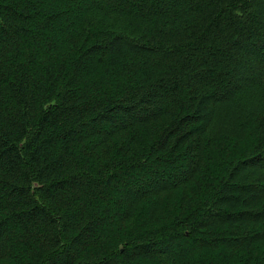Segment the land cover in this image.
<instances>
[{
    "label": "trees",
    "instance_id": "trees-1",
    "mask_svg": "<svg viewBox=\"0 0 264 264\" xmlns=\"http://www.w3.org/2000/svg\"><path fill=\"white\" fill-rule=\"evenodd\" d=\"M263 49L264 0H0V264H264Z\"/></svg>",
    "mask_w": 264,
    "mask_h": 264
},
{
    "label": "rangeland",
    "instance_id": "rangeland-1",
    "mask_svg": "<svg viewBox=\"0 0 264 264\" xmlns=\"http://www.w3.org/2000/svg\"><path fill=\"white\" fill-rule=\"evenodd\" d=\"M263 51H264V49H263ZM186 165H188V161H186V162H183V161H180V160L176 161L175 165H174V167L172 169L165 171V174H163L161 176L159 182H161V181H172L176 177V175L184 172V168H185ZM140 183H142V181H138V183L136 182L135 184H133L129 188L130 193L137 192ZM181 250H184V251H181V253H186L185 252L186 250H185L184 246H181ZM170 251H171V253L173 252L172 253L173 256H177L178 253H180V251L178 249V246L177 247H173L172 249H170Z\"/></svg>",
    "mask_w": 264,
    "mask_h": 264
}]
</instances>
